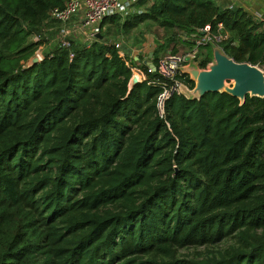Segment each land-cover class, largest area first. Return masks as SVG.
I'll return each mask as SVG.
<instances>
[{"label": "trees", "instance_id": "trees-1", "mask_svg": "<svg viewBox=\"0 0 264 264\" xmlns=\"http://www.w3.org/2000/svg\"><path fill=\"white\" fill-rule=\"evenodd\" d=\"M67 1L0 0V264H264V98L176 92L162 116L172 81L104 33L171 31L156 66L210 25L228 56L264 68V21L216 0H141L92 45L50 46Z\"/></svg>", "mask_w": 264, "mask_h": 264}, {"label": "built area", "instance_id": "built-area-1", "mask_svg": "<svg viewBox=\"0 0 264 264\" xmlns=\"http://www.w3.org/2000/svg\"><path fill=\"white\" fill-rule=\"evenodd\" d=\"M141 0H68L64 7H55L50 14V21L60 22L62 27L59 30V44L61 46L69 48L71 46V34L74 31H80L86 40L87 46L92 45L98 40V34L101 33V23L104 19L120 15L122 17L134 14V12H142L144 7H137L136 4ZM149 1V0H146ZM228 5L229 8L235 7L236 0ZM258 20L264 21L262 16L257 17ZM219 31L224 29L223 24H218ZM227 35L222 33L216 34L212 32L210 25L205 26L201 30V36L195 40L192 48H189L184 53H176L175 55L160 56L155 68L150 67L151 71L157 70L166 79L172 81V84L166 82H159L164 89L158 97L157 106L160 114H165V102L176 92L180 93V80L176 79L178 73H182L179 70V66L187 64L190 60H201V50L204 46L209 45L210 42L219 44L222 40L226 39ZM184 39V37H182ZM108 45H114L120 50L122 56H126L124 52L123 44L124 40L114 41L109 40ZM39 54V53H37ZM130 56V55H129ZM74 54H71V58ZM138 59V56H130V59ZM148 65V64H147ZM136 73V72H135ZM138 75V74H137ZM135 76V74H134ZM139 76V75H138ZM142 80V76L140 78Z\"/></svg>", "mask_w": 264, "mask_h": 264}, {"label": "water", "instance_id": "water-1", "mask_svg": "<svg viewBox=\"0 0 264 264\" xmlns=\"http://www.w3.org/2000/svg\"><path fill=\"white\" fill-rule=\"evenodd\" d=\"M98 37L103 39L102 33ZM213 49V60L201 67L199 61L190 60L187 64L179 66V70L189 76L194 83L191 88L184 82H180V93L189 100L201 99L208 93L226 92L240 100L243 104L246 97L264 98V69L259 65H252L249 62H238L228 56L224 49L217 43L210 42ZM154 50L150 57L154 56ZM41 61L40 54H36L29 62L28 66ZM148 66L155 68L152 62ZM156 69V68H155ZM140 81L136 74L132 77L129 88L131 89Z\"/></svg>", "mask_w": 264, "mask_h": 264}, {"label": "rangeland", "instance_id": "rangeland-1", "mask_svg": "<svg viewBox=\"0 0 264 264\" xmlns=\"http://www.w3.org/2000/svg\"><path fill=\"white\" fill-rule=\"evenodd\" d=\"M58 29H55V26L50 30V29H44V36L47 39H50L51 45L50 46H56V44H59V36H60V31ZM105 34H109L108 40H114V41H120L123 40H119L121 38V36L123 34L118 33L116 27L115 28H110V29H106L104 30ZM146 34H149V37H145ZM172 32L168 31L167 29L164 28H160L159 26H157L156 24H148V25H141L139 28H136L134 32H132L131 34L126 36V39L124 41V45H123V49L125 53H128L130 56H142L146 61V63L148 62H152L153 65L155 66V58H156V41H160L161 43H165L167 41L168 38L171 37ZM185 39V35H182ZM37 37V36H36ZM36 37H34V40H36ZM76 38L83 41V43H86V40L84 38V36L81 34L80 31H74L71 34V39L74 41H76ZM107 40V42H108ZM49 41V40H48ZM50 43V42H49ZM49 44L46 45L44 47V49H42L43 51L48 50L50 48ZM174 47V48H173ZM175 48L177 49V51H175ZM190 47L181 44V42L179 40H175L174 42H172V44H168L167 47H165L164 50H162L161 52H159L158 55V59L160 56H164V55H175L176 53H184L185 51H187ZM155 55L151 58L150 57V53L153 52ZM40 56L41 54H43V51L38 50ZM175 51V53H174ZM210 49L209 48H203L201 50V57H204L208 54H210ZM42 59V56H41ZM264 69V68H263ZM135 75L138 74L141 78V73L136 70L135 71Z\"/></svg>", "mask_w": 264, "mask_h": 264}, {"label": "crops", "instance_id": "crops-1", "mask_svg": "<svg viewBox=\"0 0 264 264\" xmlns=\"http://www.w3.org/2000/svg\"><path fill=\"white\" fill-rule=\"evenodd\" d=\"M153 0L147 1L146 4L152 3ZM217 4L221 6H228L232 1L231 0H216ZM235 6H239L248 11L255 18L262 16L264 18V0H236ZM145 37H149V34H146Z\"/></svg>", "mask_w": 264, "mask_h": 264}]
</instances>
